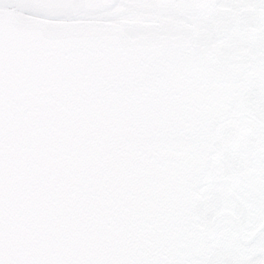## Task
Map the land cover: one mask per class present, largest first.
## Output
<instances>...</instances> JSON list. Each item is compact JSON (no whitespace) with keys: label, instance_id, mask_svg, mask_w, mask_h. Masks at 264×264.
Returning <instances> with one entry per match:
<instances>
[{"label":"snow or ice","instance_id":"snow-or-ice-1","mask_svg":"<svg viewBox=\"0 0 264 264\" xmlns=\"http://www.w3.org/2000/svg\"><path fill=\"white\" fill-rule=\"evenodd\" d=\"M0 264H264V0H0Z\"/></svg>","mask_w":264,"mask_h":264}]
</instances>
